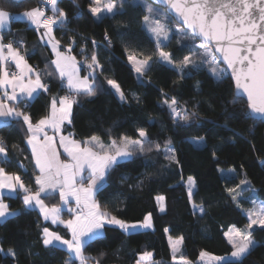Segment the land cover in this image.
I'll use <instances>...</instances> for the list:
<instances>
[{
    "label": "snow or ice",
    "instance_id": "snow-or-ice-1",
    "mask_svg": "<svg viewBox=\"0 0 264 264\" xmlns=\"http://www.w3.org/2000/svg\"><path fill=\"white\" fill-rule=\"evenodd\" d=\"M25 2L3 0V6H0V130L11 127L13 123L25 127L26 143L31 148L34 160L35 187L26 184L19 174L0 167V222L38 209L44 221L63 225L70 234V238H65L47 226L42 227L41 242L46 249L64 247L69 254L64 264H74L77 260L79 264H102L106 253L101 252L97 258L86 256L85 251L93 243L104 240L108 226L125 234L152 229L154 226L151 212L141 220L129 222L114 214L97 199L98 194L105 189L113 169L127 166V162H134L135 157L153 152L162 154L168 165H180L181 162L176 149L170 146V141L163 146L152 141L143 127L137 128L135 139L121 136L111 139L109 143L95 135L81 141L72 138V133L67 136L61 134L65 125L73 122V105L78 102L76 97L97 95V72L103 75V65L96 51L99 45L92 41L93 51L90 56L87 55L86 47H82L81 55L84 59L83 62L78 61L71 54L76 44L75 37L69 36V42L65 45L56 33L60 31L67 35L71 31L68 25L78 22L81 13L77 11L75 17L70 19L68 13L59 6V0H39L37 6L23 8ZM126 6L142 11V28L154 43L151 54L132 52L127 55V62L137 74L139 83L143 84V77L154 63L175 71L181 81L195 70L207 71L216 81L223 82L230 70L237 90L232 103L246 96V118L264 123V0H89L88 13L95 22H101L105 15L115 17L118 13L123 14ZM13 7L23 8V11L14 14L10 10ZM13 21L25 22L39 33L40 44L50 48L51 58L44 70L29 64L24 40L17 39L11 31ZM173 40L179 51L187 53L180 60L174 59L175 52L166 50ZM105 41L108 46L111 45L107 32ZM125 52H129L127 47ZM221 62L226 67H222ZM84 68L88 71L87 75H81ZM53 76L61 81L67 94L53 96L49 111L34 121L26 109L42 92L50 91L44 77ZM106 83L121 102L127 101L116 80L106 78ZM163 94L167 96V93ZM133 95L139 102V98ZM165 106L177 127H191L194 123L203 126L199 113L181 106L175 97L165 99L162 107ZM224 111L227 112V107ZM49 131L52 135H49ZM233 135L239 137L241 134L234 132ZM189 142L200 148L204 146L205 138L197 137ZM16 147L12 145L13 150ZM61 148L67 159H61ZM8 154L5 140L0 137V163H11ZM215 156L213 152V158ZM230 171L235 172V169ZM195 186V179L189 176L184 187L193 214L203 218L206 214L205 206L197 205L193 200ZM226 191L236 207L245 214L247 223L243 227L233 225L224 233L230 245L227 255H214L202 250L198 257L201 264H245L253 252L264 247V244L253 238L256 227L264 230V201L244 197L245 191H255L246 178ZM57 192L61 203L51 206L46 204L47 197ZM20 193L23 194L21 199L24 208L13 211L4 197L11 198ZM156 200L160 211H166L165 197L157 196ZM245 200L250 202L251 207L242 208V201ZM65 209L70 214L68 219L62 217ZM164 231L168 233L169 229L165 228ZM183 244V235L169 236L174 261L177 260L175 254L181 251ZM3 251L0 248V252ZM6 255L15 259L17 251L9 249ZM152 258L151 251H144L139 254L137 264H148ZM178 264L192 262L181 256Z\"/></svg>",
    "mask_w": 264,
    "mask_h": 264
},
{
    "label": "trees",
    "instance_id": "trees-1",
    "mask_svg": "<svg viewBox=\"0 0 264 264\" xmlns=\"http://www.w3.org/2000/svg\"><path fill=\"white\" fill-rule=\"evenodd\" d=\"M37 5L38 0H26L23 8ZM0 6H3V0H0ZM59 6L70 19L77 11L81 16L78 22L68 25L71 31L67 35L58 31L57 38L66 45L68 37L75 36L72 54L81 62L84 59L81 48L86 47L90 56L92 41H96L99 45L96 49L98 58L103 65V75L97 72V95L76 97L78 102L73 105V122L66 125L63 131L72 133L75 139L81 141L95 135L109 143L121 136L135 139L137 128L143 127L152 141L162 146L170 141L181 162L180 165H168L162 154L153 152L135 157L134 162H127V166L113 169L97 199L129 222L141 220L151 212L154 226L153 229L130 234L108 226L104 240L88 246L85 255L99 258L104 252L106 255L102 264H136L140 253L151 251L154 264H178L173 260L168 235L184 236L181 255L195 263L202 250L217 255L229 253L230 245L224 233L233 225H245L247 219L226 189L247 178L255 189L248 197L264 201V123L246 118L248 110L244 98L232 103L236 95L229 75L223 82H218L207 71L192 70L191 75L181 81L175 71L154 63L143 77V84L139 83L137 74L127 62V55L132 52L151 54L154 51V43L142 28L143 13L140 9L126 6L123 14L118 13L115 17L105 15L101 22H95L88 13L89 0H75V3L73 0H59ZM23 8L13 7L10 10L15 13L23 11ZM11 29H16L17 39L25 41L28 61L38 70H44L51 58L50 50L40 44L38 33L23 21H13ZM105 32L111 38L110 46L105 41ZM126 47L129 49L127 53ZM166 50L175 52L176 60L187 54L178 50L175 40ZM85 71L86 68L82 73ZM106 78L114 79L121 85L126 102L120 101L107 85ZM44 80L49 84L50 91L42 92L26 109L34 121L48 112L53 96L67 94V89L62 88L56 76L44 77ZM172 97L181 106L198 112L203 126L195 123L183 128L174 125L166 106L162 107L163 101ZM234 132L241 135L234 137ZM0 137L5 140L11 161L8 165L1 163L2 167L10 173L19 174L26 184L35 187L34 160L26 143L25 127L13 123L11 127L0 130ZM197 137L205 138L204 146L197 148L189 142ZM12 145L17 146L15 150ZM220 168L225 169L223 173ZM189 176L195 179L196 184L194 202L205 206L203 218L193 214L184 187ZM157 196L165 197L166 211H160ZM21 197L22 193L11 198L6 196L5 200L13 211H18L24 208ZM45 201L50 205L58 204L59 194L50 195ZM250 206V202L242 201V208ZM44 226L69 237L64 227L44 221L37 209L0 222V248L4 249L0 252V264H64L69 259L64 247L46 249L43 246L40 233ZM165 228L169 229L168 233H165ZM253 238L264 244V230L256 227ZM9 249L17 251L15 259L6 255ZM74 264H78V260ZM245 264H264V247L253 252Z\"/></svg>",
    "mask_w": 264,
    "mask_h": 264
},
{
    "label": "crops",
    "instance_id": "crops-1",
    "mask_svg": "<svg viewBox=\"0 0 264 264\" xmlns=\"http://www.w3.org/2000/svg\"><path fill=\"white\" fill-rule=\"evenodd\" d=\"M21 12V11H20ZM15 13H18V12H15ZM14 13V14H15ZM11 28H12V23H11ZM38 35H39V33H38ZM49 50H50V48H49ZM50 52H51V50H50ZM72 54V53H71ZM73 55V54H72ZM27 58V57H26ZM78 60V59H77ZM29 62V61H28ZM29 64H31L30 62H29ZM33 67H35L33 64H31ZM36 68V67H35ZM88 74V71L86 70L85 71V73H82V71H81V75H87ZM62 96V95H61ZM49 111V110H48ZM67 125V124H66ZM65 125V126H66ZM64 128L61 130V134L62 135H64V136H67L69 133H65L64 131ZM49 135H52V132L51 131H49ZM72 138H74L73 136H72ZM57 139H59V137H57ZM75 139V138H74ZM78 140V139H77ZM29 146V145H28ZM29 148H30V146H29ZM30 151H31V148H30ZM59 151L61 152V159L62 160H64V159H67V157H66V155L65 154H63V149L61 148V149H59ZM0 167H2V165H1V163H0ZM22 178V177H21ZM254 189V188H253ZM255 190V189H254ZM58 193V192H57ZM23 195V194H22ZM6 197V196H5ZM5 197H4V199H5ZM258 201H260V200H258ZM5 202H6V200H5ZM7 203V202H6ZM45 203L46 204H48L46 201H45ZM61 202H60V200H59V203L58 204H56V205H59ZM49 206H51L50 204H48ZM73 206H74V201H73ZM249 208V207H248ZM38 210V209H37ZM39 211V210H38ZM65 216V217H64ZM69 216H70V214L67 212V210L65 209L63 212H62V217L64 218V219H68L69 218ZM48 222H50L51 223V221H48ZM53 225H57V224H53ZM60 226H62V227H64L63 225H60ZM66 232H67V229H66ZM68 233V232H67ZM65 238H70V234H69V237H65ZM45 264H51V263H45Z\"/></svg>",
    "mask_w": 264,
    "mask_h": 264
},
{
    "label": "rangeland",
    "instance_id": "rangeland-1",
    "mask_svg": "<svg viewBox=\"0 0 264 264\" xmlns=\"http://www.w3.org/2000/svg\"><path fill=\"white\" fill-rule=\"evenodd\" d=\"M150 2V1H149ZM221 66L222 67H224L222 64H221ZM194 138H192V140H193ZM87 140V139H86ZM224 168H220V172H224ZM247 179V178H246ZM242 187H244V186H242ZM251 193L252 192H249V191H245L244 192V197H248V195H251ZM253 199V198H252ZM256 200V199H255ZM258 201V200H257ZM251 207V206H250ZM244 226V225H243ZM243 226H240V227H243ZM232 227V226H231ZM238 227V226H237ZM153 229V228H152ZM142 230H144V229H142ZM229 230V229H228ZM169 236L170 235H168V241H169ZM172 237H174V236H172ZM182 248H183V246H182ZM181 248V249H182ZM181 253H182V250L179 252V253H176L175 255H176V258H177V260L175 261V262H178L179 261V258L182 256L181 255ZM228 254V253H227ZM227 254H224V255H227ZM214 255H217V254H214ZM224 255H220V256H224ZM183 257V256H182ZM192 262V261H191ZM197 263H199V264H201V262L199 261V259L197 260ZM197 263H195V262H192V264H197ZM78 264H79V261H78ZM90 264H92V262H90ZM137 264V263H136ZM148 264H154V262L153 261H151V262H148Z\"/></svg>",
    "mask_w": 264,
    "mask_h": 264
},
{
    "label": "water",
    "instance_id": "water-1",
    "mask_svg": "<svg viewBox=\"0 0 264 264\" xmlns=\"http://www.w3.org/2000/svg\"><path fill=\"white\" fill-rule=\"evenodd\" d=\"M150 2H151V0H149ZM217 56L219 55L218 53L216 54ZM221 64L223 65V63L221 62ZM224 67H226V65H223ZM228 75L230 76V78H231V71L229 70V73H228ZM233 81V80H232ZM233 84H234V90H235V95L237 94V90H236V88H235V83H234V81H233ZM242 98H244L245 100H246V96H242Z\"/></svg>",
    "mask_w": 264,
    "mask_h": 264
},
{
    "label": "built area",
    "instance_id": "built-area-1",
    "mask_svg": "<svg viewBox=\"0 0 264 264\" xmlns=\"http://www.w3.org/2000/svg\"><path fill=\"white\" fill-rule=\"evenodd\" d=\"M38 4H39V0H38ZM49 14H51L50 12H49ZM11 31H12V33H14L15 34V32H16V29H11ZM70 36H72V35H70ZM75 37V36H74ZM9 38H12V37H9ZM75 39H76V37H75ZM25 42V41H24ZM60 85H61V81H60ZM62 86V85H61Z\"/></svg>",
    "mask_w": 264,
    "mask_h": 264
}]
</instances>
